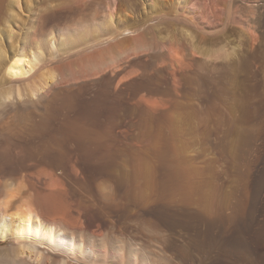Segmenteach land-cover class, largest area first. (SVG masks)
Wrapping results in <instances>:
<instances>
[{"label":"rangeland","instance_id":"1","mask_svg":"<svg viewBox=\"0 0 264 264\" xmlns=\"http://www.w3.org/2000/svg\"><path fill=\"white\" fill-rule=\"evenodd\" d=\"M10 5L0 0V14ZM106 6L146 35L140 41L147 50L134 68L138 78L128 88L133 105L122 102L125 90L115 117L101 119L104 135L112 132L121 145L132 140L130 157L122 149L118 168L95 171L88 159L85 167L69 170L38 149L19 146L26 132L43 134L73 108L66 98L58 101L69 106L61 111L52 89L26 111L0 119V161L26 156L30 167L14 184L29 176L46 195L51 173L67 179L76 215L82 213L93 230L112 233L124 249H145L155 264H264V0H21L20 23L12 27L21 37L30 31L33 47L42 31L31 29L36 13L70 12L54 28L63 29L101 21ZM176 42L184 46L178 49L185 55L182 69L172 56ZM42 50L39 70L51 59ZM121 159H128V168Z\"/></svg>","mask_w":264,"mask_h":264},{"label":"bare ground","instance_id":"2","mask_svg":"<svg viewBox=\"0 0 264 264\" xmlns=\"http://www.w3.org/2000/svg\"><path fill=\"white\" fill-rule=\"evenodd\" d=\"M20 5L21 0H11V8L0 14V119L11 112L16 115L18 110L26 111L35 97L45 96L54 89L55 102L58 104L67 98L74 102L73 108L66 110L61 119L51 121L44 133L41 128L43 134L26 132L19 138L18 145L31 146L35 152L38 149L37 153L54 157L61 167L69 170L85 167L88 159L95 171L119 166L122 151L127 152L126 158L130 157L132 140L127 138L121 145L112 132L104 135V130H100L118 111L116 100L125 90L129 94L125 96L124 92L122 102L129 107L133 105V95L128 88L138 78L134 68L141 57L139 53L147 50L140 41L146 37L145 32L139 27L136 29L128 16L115 15L109 6H106L109 13L101 21L88 25L80 20L77 27L63 29L54 28L69 19L70 12L36 13L31 29L38 31L42 27V31L41 39L32 47L30 31L21 37L12 27L20 23ZM62 36L65 37L63 43L59 40ZM178 46L177 43V47H173L177 51L173 49L176 52L172 51V56L182 69L186 65L185 55L178 50L181 44ZM191 48L194 52L198 50L195 44ZM42 49L49 52L51 59L39 70L37 66L44 59ZM36 68L37 74L26 80ZM140 103L148 101L141 97ZM61 105L57 107H66L64 103ZM34 114L32 111L26 115L33 119ZM103 117L106 122L101 121ZM21 154L22 150L17 155ZM121 160L120 165L124 167L128 159ZM26 161V156L16 162L7 157L0 161V264H155L145 249L135 245L124 249L120 241L111 238L112 233H99L88 225L82 213L78 211L76 215L66 197L67 179L48 174L49 180L42 183L50 188L46 195L40 191V181L29 176H24V184H14L15 176L30 169ZM28 192H33L30 193L33 196L26 198ZM17 201L22 204L15 207ZM12 206L16 210L11 213ZM8 241L11 244H7Z\"/></svg>","mask_w":264,"mask_h":264}]
</instances>
